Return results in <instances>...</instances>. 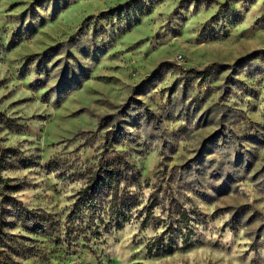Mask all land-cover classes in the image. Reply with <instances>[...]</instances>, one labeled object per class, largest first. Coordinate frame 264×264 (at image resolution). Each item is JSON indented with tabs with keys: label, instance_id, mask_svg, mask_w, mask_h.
<instances>
[{
	"label": "rangeland",
	"instance_id": "1",
	"mask_svg": "<svg viewBox=\"0 0 264 264\" xmlns=\"http://www.w3.org/2000/svg\"><path fill=\"white\" fill-rule=\"evenodd\" d=\"M1 154L0 262L264 264V0H0Z\"/></svg>",
	"mask_w": 264,
	"mask_h": 264
},
{
	"label": "trees",
	"instance_id": "2",
	"mask_svg": "<svg viewBox=\"0 0 264 264\" xmlns=\"http://www.w3.org/2000/svg\"><path fill=\"white\" fill-rule=\"evenodd\" d=\"M2 151H3V150H2ZM2 151H1V153H2ZM0 160H4V158H3V154H1ZM0 181H2L1 177H0ZM123 221L125 222L126 219L124 218ZM117 225L120 226V224H117ZM10 263H11V264H19V263L13 261V260L10 261ZM0 264H7V262H6V263H4V262H0Z\"/></svg>",
	"mask_w": 264,
	"mask_h": 264
}]
</instances>
